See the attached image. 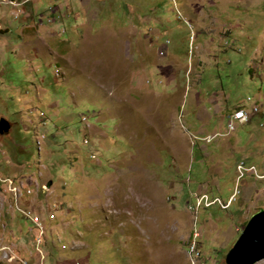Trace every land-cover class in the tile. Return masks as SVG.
Instances as JSON below:
<instances>
[{
	"label": "rangeland",
	"instance_id": "rangeland-1",
	"mask_svg": "<svg viewBox=\"0 0 264 264\" xmlns=\"http://www.w3.org/2000/svg\"><path fill=\"white\" fill-rule=\"evenodd\" d=\"M20 1L0 0V264H227L264 209V0Z\"/></svg>",
	"mask_w": 264,
	"mask_h": 264
},
{
	"label": "water",
	"instance_id": "water-1",
	"mask_svg": "<svg viewBox=\"0 0 264 264\" xmlns=\"http://www.w3.org/2000/svg\"><path fill=\"white\" fill-rule=\"evenodd\" d=\"M11 122L0 118V135L8 133ZM264 259V209L254 213L226 255L227 264H255Z\"/></svg>",
	"mask_w": 264,
	"mask_h": 264
},
{
	"label": "built area",
	"instance_id": "built-area-1",
	"mask_svg": "<svg viewBox=\"0 0 264 264\" xmlns=\"http://www.w3.org/2000/svg\"><path fill=\"white\" fill-rule=\"evenodd\" d=\"M261 106H262V103L255 102L251 106H247V109L243 113L235 114V115H229V119H228V122H227V127H228L227 132L228 133L234 132L237 129L238 124L249 123L253 116H255V115H257V114L262 112ZM42 136L44 138V135H42ZM237 171H238V178H242L248 172H251V173H254V174L257 173V168L255 167V165L247 166L246 162H244L242 160L241 162H239L237 164ZM258 176L261 177V175H258ZM40 188H42L43 190H45V189L48 190L49 186L47 185V183L46 184H42V185L40 184ZM232 198L230 199V202H231ZM216 201L218 202V199ZM230 202H229V204H230ZM229 204L226 207H228ZM55 215H56V211H55V209H53V210H51L49 212L48 217L54 218ZM27 216L34 223L35 227L38 229V231L40 233V235L38 234L37 237L35 238L36 245L38 247L41 244V241H42L41 237L44 234V227H45L44 226V218L40 217L37 214H30V215L27 214ZM25 264H29V263L26 262ZM35 264H44V263L43 262H37Z\"/></svg>",
	"mask_w": 264,
	"mask_h": 264
},
{
	"label": "bare ground",
	"instance_id": "bare-ground-1",
	"mask_svg": "<svg viewBox=\"0 0 264 264\" xmlns=\"http://www.w3.org/2000/svg\"><path fill=\"white\" fill-rule=\"evenodd\" d=\"M246 106V105H245ZM242 107H244V106H241V107H238L237 109H235L230 115H232L234 112V114L233 115H235V114H241V113H243L246 109H240V108H242ZM238 109H240V110H238ZM238 110V111H237ZM86 142H87V140H86ZM195 244H197V242L195 243ZM195 244H193L191 247H190V250H191V253H195V252H197V250H196V248H195ZM197 246V245H196ZM198 254V253H197ZM193 257V256H192Z\"/></svg>",
	"mask_w": 264,
	"mask_h": 264
},
{
	"label": "crops",
	"instance_id": "crops-1",
	"mask_svg": "<svg viewBox=\"0 0 264 264\" xmlns=\"http://www.w3.org/2000/svg\"><path fill=\"white\" fill-rule=\"evenodd\" d=\"M17 1H20V0H17ZM20 2H22V3H23V2H25V0H23V1H20Z\"/></svg>",
	"mask_w": 264,
	"mask_h": 264
},
{
	"label": "clouds",
	"instance_id": "clouds-1",
	"mask_svg": "<svg viewBox=\"0 0 264 264\" xmlns=\"http://www.w3.org/2000/svg\"><path fill=\"white\" fill-rule=\"evenodd\" d=\"M238 107H239V106H238ZM238 107H237V108H238ZM233 111H234V110H233ZM229 205H230V204H229Z\"/></svg>",
	"mask_w": 264,
	"mask_h": 264
}]
</instances>
